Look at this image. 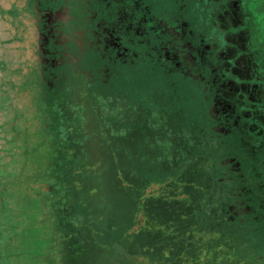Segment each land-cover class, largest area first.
<instances>
[{"label": "rangeland", "instance_id": "obj_1", "mask_svg": "<svg viewBox=\"0 0 264 264\" xmlns=\"http://www.w3.org/2000/svg\"><path fill=\"white\" fill-rule=\"evenodd\" d=\"M179 1L141 0L148 5L143 22L122 18L112 27L122 43L112 47V59L102 45L87 49L80 71L46 95L54 121L48 132L56 136V120L75 117L53 139L60 147L51 157L63 163L45 166L52 184L38 194L39 208L20 185L39 158L29 152L35 139L18 133L23 123H15L9 94L0 99V264H264L262 209L224 220L236 209L225 208V189L240 174L231 165L234 138L216 129L210 84L150 46L171 38L169 12L185 5L193 22L208 17L210 6L205 30L224 43L218 56L229 73L221 85L230 98L252 104L259 134L246 140H264V0ZM133 4L112 0V17ZM137 24L148 42L134 37ZM125 28L129 33L120 34ZM254 213L261 217L256 225Z\"/></svg>", "mask_w": 264, "mask_h": 264}, {"label": "flooded vegetation", "instance_id": "obj_2", "mask_svg": "<svg viewBox=\"0 0 264 264\" xmlns=\"http://www.w3.org/2000/svg\"><path fill=\"white\" fill-rule=\"evenodd\" d=\"M130 2L134 3L132 11L122 8L112 17V0H0V99L5 93L9 94V106L15 114V123H23L22 129H17L18 133L35 139L29 152H37L39 158L35 160L34 167L25 171L23 178L19 179L37 208L41 206L38 194L49 190L48 185L52 184L45 166L50 161L56 165L63 163L61 159L51 157L60 147L52 143L53 139L63 135L65 125L71 126L75 117L74 112L73 115L57 119L55 125H59L54 130L56 136L52 131L48 132V127L54 121L46 114L49 105L46 95L55 90L72 71H80L79 65L87 49L102 45L109 51V59H112V47L122 46L120 37H113L112 27L117 23L116 19L143 22L148 6L141 0ZM195 2L206 4L207 0ZM83 5L85 10L76 11ZM184 6L176 8V12H169L171 24L166 26V30L172 34L171 38L150 46L162 50L160 56L172 61L174 67L184 66L185 73L210 84L207 98L212 115L219 125L216 129L234 138L230 144L231 165L232 170L240 174L234 184H227L225 189L230 198L226 205L236 207L231 219L234 221L240 214L253 210L256 201L264 212V196H259L260 193L264 195L263 179L258 178L257 168L260 158L257 154L264 140L255 137L251 141L246 140L249 134H259L258 128L254 127L255 114L250 112L252 104L245 98H230L221 85L229 73L225 72L223 59L218 56L219 52L225 53L224 43L211 39L209 34L212 33L205 30L210 6L206 5L204 9L208 17L197 16L193 22L185 18ZM136 29L134 37L140 34L137 41L148 42L142 25L137 24ZM163 29L162 26L161 31ZM159 30L154 29L153 33L157 34ZM125 33H129L126 28L120 30V34ZM122 49L127 50L126 47ZM122 55L121 51L115 54L119 57ZM83 73L89 83L91 72L85 69ZM1 103L0 107L3 105ZM77 117L81 118L80 115ZM28 154L30 159L31 155ZM33 173H40L38 181L28 180ZM27 182L30 188L37 189L36 194L28 190Z\"/></svg>", "mask_w": 264, "mask_h": 264}, {"label": "trees", "instance_id": "obj_3", "mask_svg": "<svg viewBox=\"0 0 264 264\" xmlns=\"http://www.w3.org/2000/svg\"><path fill=\"white\" fill-rule=\"evenodd\" d=\"M227 205L225 204V208H227L226 207ZM259 204H258V202L256 201L255 203H254V206H253V208H256L257 210L259 209ZM257 210H256V212H257ZM248 213H250L249 211H247ZM246 212V213H247ZM251 218H252V220H253V223H254V225H256L257 223H259V221H260V219H261V217H260V215H257V213H254V214H252L251 215ZM224 220L227 222V223H229V222H232L233 220L231 219V218H228V219H226V218H224ZM247 243H242L241 244V247L240 248H242L244 245H246ZM247 247V246H246ZM199 264H204V261L201 259V261L199 262Z\"/></svg>", "mask_w": 264, "mask_h": 264}]
</instances>
